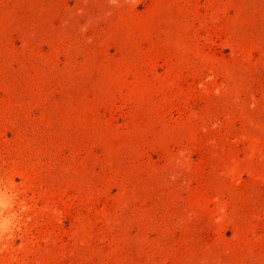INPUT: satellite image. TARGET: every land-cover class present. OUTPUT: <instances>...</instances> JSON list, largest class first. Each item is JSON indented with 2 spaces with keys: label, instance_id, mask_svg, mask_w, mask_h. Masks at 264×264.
<instances>
[{
  "label": "rangeland",
  "instance_id": "1",
  "mask_svg": "<svg viewBox=\"0 0 264 264\" xmlns=\"http://www.w3.org/2000/svg\"><path fill=\"white\" fill-rule=\"evenodd\" d=\"M0 264H264V0H0Z\"/></svg>",
  "mask_w": 264,
  "mask_h": 264
}]
</instances>
